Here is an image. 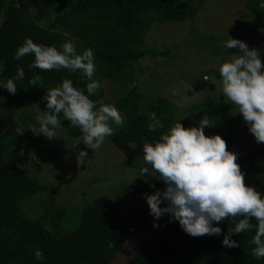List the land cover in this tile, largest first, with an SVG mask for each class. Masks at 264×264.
Instances as JSON below:
<instances>
[{"label": "trees", "instance_id": "16d2710c", "mask_svg": "<svg viewBox=\"0 0 264 264\" xmlns=\"http://www.w3.org/2000/svg\"><path fill=\"white\" fill-rule=\"evenodd\" d=\"M201 4L202 0H0V66L3 68L0 81L15 77L17 66L24 69V78L15 81V94L0 88V264H106L149 212L147 206L140 212L126 211L116 215L112 201L97 196L80 209L76 223L71 222L65 208L50 206L46 198L39 202L36 214L33 213L37 217L26 213L23 201L31 200L45 187L21 166L20 153L15 146L19 131L27 133L28 127L38 126L36 109L46 111L43 97L62 79H70L74 87L81 89L88 81L79 71L30 68L34 57L28 54L14 59L16 49L26 37L34 43L57 48L71 40L77 52L91 49L96 68L93 79L101 86V83H114L116 91L122 92L115 97V107L124 124L113 132L110 141L126 158L127 167L140 162L138 176L162 191L165 186L161 180L141 175L140 170L145 167L142 142L157 139L180 120L176 118L177 106L162 95H155L152 101L145 98L134 87V82L148 69L140 66V60L169 56V49L159 51L148 47L146 35L159 25L190 19ZM261 4L264 0H244L243 3L256 21L264 24ZM250 35L246 23L237 19L226 28L221 40L215 39L213 34H203L202 38L213 42L211 53L219 56L235 51L223 46L228 36L239 39L249 49L259 50L264 65V44L251 41ZM208 74L210 70L204 73ZM215 75L218 77L219 73ZM185 83L188 91L191 90L188 85L197 86L188 79ZM101 86L89 97L96 107L104 98ZM19 99L26 102L20 110L16 104ZM197 104H193V112L201 118L207 119V114L218 110L206 97ZM150 112L156 113L161 125L152 131L148 127L152 123ZM191 116L188 114L180 120L182 126L189 127ZM65 128L73 140L83 135L69 121ZM247 133V125L237 113L220 136L227 148ZM28 137L35 142L37 135L30 130ZM236 162L244 174L245 185L264 194V143ZM34 164L35 172H39L41 164ZM51 192L55 193V188ZM251 222L256 223L254 219ZM232 224L231 219L219 222L216 226L221 228L220 236L193 237L186 234L177 221L171 220L129 264H264V258L256 259L251 252L255 247L251 243L254 230L231 236L239 247L222 245L223 235ZM36 249L43 253V262L35 258Z\"/></svg>", "mask_w": 264, "mask_h": 264}, {"label": "clouds", "instance_id": "9594fccd", "mask_svg": "<svg viewBox=\"0 0 264 264\" xmlns=\"http://www.w3.org/2000/svg\"><path fill=\"white\" fill-rule=\"evenodd\" d=\"M260 7L264 8V4ZM223 46L235 51L231 55L225 54L229 56L227 59L218 61L219 95L236 106L237 113L255 141L264 143V65L260 52L229 36ZM28 54L34 57L30 68L79 71L88 81L81 89L65 78L58 86L49 89L43 97L46 111L37 108L38 126L28 127L34 135H43L49 140L58 138V132L63 130L60 123L62 117L80 130L82 143L95 150L105 137L113 134L110 122L124 124L114 105L96 107L89 98L101 86L93 79L96 68L91 49L77 52L71 40L57 48L55 45L34 43L26 37L16 49L14 59L19 60ZM23 78L24 69L17 66L15 77L0 81V88L15 94V81ZM148 116L152 121L148 126L150 131L161 127L155 112H150ZM180 120L157 139L142 142L145 167L140 170L141 175L159 179L165 186L162 191L157 189L144 195L149 214L154 220L168 214L170 221H177L180 228L193 237L220 236L221 228L216 225L231 219L233 224L223 235L222 245L239 247L231 236L254 230L252 255L256 259L264 258V194L245 185L236 154L226 150L225 140L218 134L205 135L204 128L212 125L208 119L201 118L196 126L187 128ZM86 157L87 152L80 150L76 156L77 163L84 164ZM162 202L164 207H160ZM253 219L255 224L251 222ZM153 226L157 225L154 223ZM34 256L43 262L44 255L39 249L35 250Z\"/></svg>", "mask_w": 264, "mask_h": 264}, {"label": "rangeland", "instance_id": "374dc122", "mask_svg": "<svg viewBox=\"0 0 264 264\" xmlns=\"http://www.w3.org/2000/svg\"><path fill=\"white\" fill-rule=\"evenodd\" d=\"M243 3L244 0H202L198 11L190 19L154 27L146 35V45L159 51L169 49V56L140 60V66H146L148 69L134 82V87L151 101L155 95L167 97L177 106L178 119L191 114L189 127L196 126L201 119L197 112H193V104L198 106L197 101L206 97L218 110L206 115L212 125L204 128V133L212 135L213 132L220 135L238 112L235 105H231L226 97L219 95L220 75H215L219 73L218 61H223L229 56L224 54L222 58L213 55V42L205 41L202 35L213 34L215 39L221 40L226 28L241 19L251 31V41L264 44V24L257 22ZM207 70H210L211 74L204 76ZM186 79L197 85H188L190 94L185 90ZM101 84L104 98L98 107L104 104L115 106V97L121 96L122 92L116 91L114 83ZM16 104L19 110L21 106H26L24 99H19ZM29 108L35 111L33 106ZM61 119L63 130L58 132L56 139L49 140L43 135H37L33 142L28 137V128L27 133L19 131V141L15 146L20 153L21 166L26 169L27 174L34 175L45 187L43 192L31 200L23 201L22 207L26 213L37 217L33 213L38 211L36 207L39 202L46 198L51 203L50 206L65 208L70 213L71 222L76 223L80 209L97 196L111 200L116 215L126 211L136 213L145 209L147 204L144 195L159 188L151 187L143 177L138 176L140 162H135L128 168L125 164L126 158L111 143L110 136L105 137L99 148H87L82 143L83 137L77 140L71 138L65 128L68 120L62 117ZM110 124L113 132L122 126L112 122ZM80 150L87 152L84 164H78L76 161ZM34 163L41 164L39 172H35ZM52 188H55V193L51 192Z\"/></svg>", "mask_w": 264, "mask_h": 264}, {"label": "water", "instance_id": "95a60500", "mask_svg": "<svg viewBox=\"0 0 264 264\" xmlns=\"http://www.w3.org/2000/svg\"><path fill=\"white\" fill-rule=\"evenodd\" d=\"M261 144L255 141L251 133H247L238 141L228 146L226 150L235 153L238 159ZM164 206L165 204L162 202L160 207ZM169 222L170 218L168 214H163L160 218L154 220L148 212L144 221L134 230L132 235L106 264H128L145 244ZM154 223L157 225L156 227L153 226Z\"/></svg>", "mask_w": 264, "mask_h": 264}]
</instances>
